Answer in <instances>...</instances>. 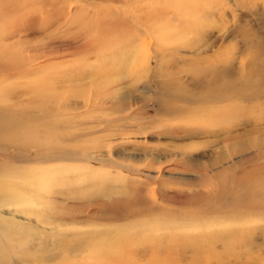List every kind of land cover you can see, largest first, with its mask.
<instances>
[{"label":"rangeland","instance_id":"rangeland-1","mask_svg":"<svg viewBox=\"0 0 264 264\" xmlns=\"http://www.w3.org/2000/svg\"><path fill=\"white\" fill-rule=\"evenodd\" d=\"M24 82L45 136L0 134V264H264V0H0Z\"/></svg>","mask_w":264,"mask_h":264},{"label":"bare ground","instance_id":"bare-ground-1","mask_svg":"<svg viewBox=\"0 0 264 264\" xmlns=\"http://www.w3.org/2000/svg\"><path fill=\"white\" fill-rule=\"evenodd\" d=\"M149 62H150V59L148 60V65H149ZM18 75L20 76L21 74L17 73L14 77H16ZM22 75H23V72H22ZM25 76H24V78H25ZM22 87H23V89L21 90V92H16L13 90H8L5 92L0 91V106L3 107L2 103L8 104V105L11 104L9 106L10 111H8V109L6 110L8 112H6L4 110V108L0 107V134L4 133V131H8V132L13 131V132L18 133L19 131L21 132V128H23V129L28 128L29 131H34L37 138H39L45 134V127H43V122L45 121V115L43 114V109H42L44 100H43V97H42V94L40 91L42 88V85L37 84V83H35V84L33 83L31 85V83H25L24 82ZM13 109H15L17 111L13 112V111H15ZM15 129H16V131H15ZM0 139H1V137H0ZM4 140H7V139H4ZM26 146H28V148H29L30 144H28ZM19 150L21 151V149H19ZM5 152H9V150L6 149ZM7 154L9 155V153H7ZM21 156L22 155H19L18 160H17L21 164L22 163L27 164L28 162H31V163L34 162V161H31V159H28L29 156L27 157V155L25 158L23 156L22 157ZM37 158H38V156H37ZM42 160H43V156H42V153L40 152L39 161H42ZM7 161L10 162L9 160H7ZM36 162H38V161H36ZM12 177H13V181H15V178L13 175H12ZM7 182H9V181H7ZM15 183H16V181H15ZM15 183H13V187H15L14 186ZM0 184H3V182L0 181ZM5 185H6V183H5ZM16 202L20 206L24 205L23 202H20V201H16ZM14 203H15L14 196L9 194L8 191L5 194L0 193V208H2L5 205H8V204L11 205ZM8 224H11L10 220L9 221H6V220L0 221V235L6 236V237H8L10 239H14V240H18V239L23 238V236H21L19 233V231H20L19 224H18L17 228L16 227L11 228Z\"/></svg>","mask_w":264,"mask_h":264}]
</instances>
